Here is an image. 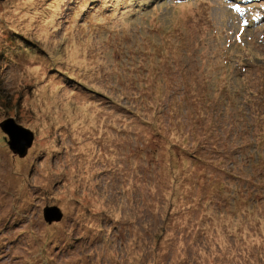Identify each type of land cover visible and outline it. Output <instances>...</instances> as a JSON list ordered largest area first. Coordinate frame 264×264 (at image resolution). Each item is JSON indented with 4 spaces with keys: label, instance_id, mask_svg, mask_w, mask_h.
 I'll return each instance as SVG.
<instances>
[{
    "label": "rangeland",
    "instance_id": "1",
    "mask_svg": "<svg viewBox=\"0 0 264 264\" xmlns=\"http://www.w3.org/2000/svg\"><path fill=\"white\" fill-rule=\"evenodd\" d=\"M8 118L0 264H264V0H0Z\"/></svg>",
    "mask_w": 264,
    "mask_h": 264
},
{
    "label": "water",
    "instance_id": "2",
    "mask_svg": "<svg viewBox=\"0 0 264 264\" xmlns=\"http://www.w3.org/2000/svg\"><path fill=\"white\" fill-rule=\"evenodd\" d=\"M0 128L8 137L7 145L11 152L19 157L25 156L28 148L32 145L33 133L16 123L12 118L1 122ZM62 215L58 206H47L43 210V218L48 223L60 221Z\"/></svg>",
    "mask_w": 264,
    "mask_h": 264
},
{
    "label": "trees",
    "instance_id": "3",
    "mask_svg": "<svg viewBox=\"0 0 264 264\" xmlns=\"http://www.w3.org/2000/svg\"><path fill=\"white\" fill-rule=\"evenodd\" d=\"M21 40H22V39H21ZM25 44H26L27 46L30 45V47L28 46V50H29L30 53H32V50H31V49H32V46H31L32 43H31V41H26V42H24V40H23V44H22V45H25ZM5 135H6V134H5ZM6 136H7V135H6ZM1 137H2V136H1ZM7 139H8V137H7ZM1 140H4V141H5V140H6V137L3 136V137L1 138ZM32 143H33V142H32ZM29 148H30V147H29Z\"/></svg>",
    "mask_w": 264,
    "mask_h": 264
}]
</instances>
